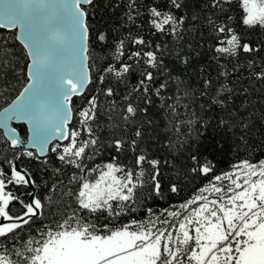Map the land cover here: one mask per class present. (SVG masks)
<instances>
[{"label":"snow or ice","instance_id":"1","mask_svg":"<svg viewBox=\"0 0 264 264\" xmlns=\"http://www.w3.org/2000/svg\"><path fill=\"white\" fill-rule=\"evenodd\" d=\"M95 2L0 0V29H19L15 39L30 60L28 82L0 110L2 137L15 150L13 159L0 162L7 164L0 166V264H264V158L242 159L216 174L212 160L192 152L184 175L203 177L206 184L183 202L158 210L145 204L143 219L120 222L137 212L141 201L181 191L171 177L165 185L161 160L141 147L140 114L159 101L179 142L185 127L192 130L197 121L207 127L192 103L206 98L201 113L205 104L223 112L234 91L206 78L199 93L185 102L190 93L176 77V90L169 94V80L160 77L171 76L164 60L171 49L152 37H171L182 49L186 25L198 21L216 42L212 49L218 60L231 63L241 52L249 54L248 74L264 84V57L259 65L254 59L264 47L244 42L237 31L241 26L264 31V0H203L200 12L190 18L174 11L185 7L183 0H124L127 35L109 45V35L97 30L96 40L110 47V59L97 69L95 93L86 95L93 83L87 53L89 8ZM175 57L190 64V54L182 50ZM130 76L136 83L122 93L118 89L122 84L128 88ZM74 97H84V105L74 108ZM234 116L221 117L219 126L231 130ZM14 120L28 125L27 140L12 126ZM105 127L110 129L106 143L101 138ZM247 127L242 122V132ZM105 147L117 155L94 163ZM50 153L60 165L52 169L57 179L50 186L45 181L48 190L40 196L29 190L39 187L34 174L17 161L27 157L47 171ZM127 153L132 155L126 164L120 155ZM66 168L73 171L67 174ZM61 175H67V183ZM101 216L106 222H98Z\"/></svg>","mask_w":264,"mask_h":264},{"label":"trees","instance_id":"2","mask_svg":"<svg viewBox=\"0 0 264 264\" xmlns=\"http://www.w3.org/2000/svg\"><path fill=\"white\" fill-rule=\"evenodd\" d=\"M147 3L148 0H145ZM159 2V0H157ZM185 7L176 11L177 15H187L189 18L192 15L198 14L203 7V0H183ZM124 0H96L95 7L89 8V26L90 37L88 47V65L90 66V74L93 78V83L88 86L85 91L86 95L95 93L96 85L98 84L97 69L106 65L110 59V47L101 45L96 40L97 30L105 31L109 35L108 44H114L117 39L127 35V28L123 27L124 17L121 5ZM233 16L235 12L231 13ZM235 27V21L232 22ZM129 27H131L129 25ZM184 41L182 49L176 47L175 42L171 37L157 36L152 37L157 43L166 44L171 49V54L164 56L170 77L161 76L160 79L169 80L170 93L176 90V77L183 81L182 88H186L190 95L185 102L192 100L191 93L198 94L202 81L206 78H211L215 87L220 84L227 85L228 88L234 89L228 100L226 111H221L219 107H209L205 104V111L200 112V104L206 98H198L195 103H192V108L199 115H203L208 121L207 127H203L201 122L197 121L192 130L185 127L183 129V137L177 141V136L173 131L169 130L168 120L163 111L159 108V101L154 106H149L146 114L141 113L138 117V124L144 129V139L141 142V147L146 149L150 155L158 158L162 162V172L164 173L165 185L168 183V178L171 177L174 182L180 186L179 195L166 193L164 199L157 198L156 200L141 201L138 203V211L130 216L122 217L120 222L124 223L133 216L137 219L144 218L145 204L152 206L154 209L168 207L173 204L183 202L190 197L193 192L206 184L207 179L199 176H185L188 156L192 152H199L202 156L212 160L215 164L216 174L230 169V166L242 159H251L253 162L264 158V84L256 81L249 76L247 68V58L249 54L241 52L239 58H230L231 63L226 59H217L214 56L213 44L216 42L209 36L206 27L201 26L198 21H192L186 25ZM135 31V29H133ZM238 34L242 36L244 42H250L253 47H264V31L257 30H242L237 29ZM150 35V33H145ZM188 45L197 47V51H191ZM182 50L184 54H190V64L185 65L177 61L175 52ZM199 53V54H198ZM264 57V51H261L254 59L259 65L261 58ZM5 61H8L5 66ZM239 64L238 71H233L235 65ZM27 65L26 55L23 49L15 41L14 32H6L0 30V109L6 106L21 90L26 83L25 68ZM227 71V77L220 76L219 73ZM136 81L130 76L128 78V88L125 85H120L119 91L122 93L130 90L131 86L135 85ZM247 88V94H243V89ZM183 95V91H181ZM225 96L228 93L225 92ZM247 102L246 108L242 105ZM85 103L84 97H74V108L83 106ZM236 112V116L232 117L235 127L231 128L219 126L218 121L221 117L228 118L229 113ZM106 119V118H105ZM75 121V118H74ZM150 121V123H149ZM242 122L247 123L246 132H242ZM17 127L21 138H25V129L21 125ZM119 130H117V135ZM245 139L241 140V136ZM110 136V129L102 128L101 138L106 143ZM15 150L6 145L0 133V162H4L5 158L13 159ZM113 155H117L114 149L105 147L100 155L97 156L94 163H103L111 159ZM131 153L120 155V160L123 163H130ZM49 165L47 171L45 166L38 161L29 160L23 157L17 163L29 169L37 181L39 187L36 188V193L43 196L47 193V187L44 182L50 186L56 176L53 175L52 169L58 167L59 162L55 159L54 154H49ZM164 161H168L164 164ZM7 168L6 163L0 164ZM72 169H65V173L70 174ZM177 177H180L177 180ZM67 183V175L59 177ZM23 189H21V192ZM19 194V193H18ZM57 195H59L57 193ZM170 196V199H169ZM18 210V209H17ZM99 223L106 222L101 216Z\"/></svg>","mask_w":264,"mask_h":264},{"label":"water","instance_id":"3","mask_svg":"<svg viewBox=\"0 0 264 264\" xmlns=\"http://www.w3.org/2000/svg\"><path fill=\"white\" fill-rule=\"evenodd\" d=\"M0 30L6 31V32H14V35H16V33H18V31H19V29H6V28H5V29H0ZM15 41H16V42L18 43V45L23 49V51H24V53H25V55H26V50L23 48V45L20 44V42L17 41L16 39H15ZM26 59H27V65H28V63H30V60H29V58L27 57V55H26ZM27 65H26V68H25V78H26V83L28 82V81H27ZM26 83H25V84H26ZM25 84H24V85H25ZM22 89H23V87L21 88V90H22ZM21 90H20V91H21ZM20 91H19V92H20ZM19 92H18V94H19ZM18 94H17V95H18ZM17 95H16V96H17ZM16 96H15V97H16ZM15 97H14V98H15ZM14 98H13V99H14ZM13 99H12V100H13ZM12 100H11V101H12ZM11 101H10V102H11ZM10 102H9V103H10ZM9 103H8V104H9ZM8 104H7L6 106H4V107H7ZM4 107H3V108H4ZM3 108H1L0 110H2ZM17 125H21V126L24 127V129H25V138H22V139L27 140L28 125H27L26 123H24L23 121H16V120L12 121V126H17ZM17 132H18V131H17ZM0 133H1V135H2V133H3V129H0ZM18 134H19V133H18ZM3 139H4V138H3ZM18 147H19L20 151H23V148H24L23 145L18 146ZM29 150H33V151H34V149H29ZM17 164H18V163H17ZM18 165H19V164H18ZM19 166H20V165H19ZM20 167H21V166H20ZM21 168H23V167H21ZM29 190H30V191H34V192L36 193V188H35V189H32V188L30 187Z\"/></svg>","mask_w":264,"mask_h":264}]
</instances>
